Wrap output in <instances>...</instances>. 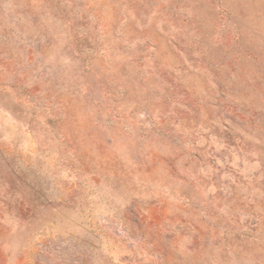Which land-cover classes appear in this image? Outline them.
<instances>
[{
  "label": "rangeland",
  "instance_id": "obj_1",
  "mask_svg": "<svg viewBox=\"0 0 264 264\" xmlns=\"http://www.w3.org/2000/svg\"><path fill=\"white\" fill-rule=\"evenodd\" d=\"M0 264H264V0H0Z\"/></svg>",
  "mask_w": 264,
  "mask_h": 264
}]
</instances>
